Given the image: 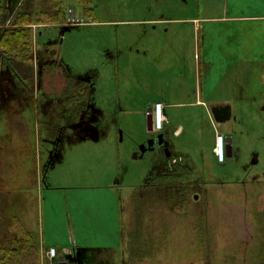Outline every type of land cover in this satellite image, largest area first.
Here are the masks:
<instances>
[{"label": "rangeland", "instance_id": "obj_1", "mask_svg": "<svg viewBox=\"0 0 264 264\" xmlns=\"http://www.w3.org/2000/svg\"><path fill=\"white\" fill-rule=\"evenodd\" d=\"M200 1L204 16L223 15L209 8H223L225 0ZM248 1L247 13L264 14V0ZM95 2L91 20L74 7V24L40 30L34 83L0 67V187L24 183L30 192L62 195V201H7L9 192H1L0 243L12 240L7 225L16 216L46 245L66 244L69 264H111L119 257L108 252L118 229L128 264L262 263L264 102L235 103L225 124L203 107L171 110L172 123L149 132L146 106L173 96L194 100L198 34L192 24L160 20L195 15L198 3ZM68 79L71 101L63 99ZM221 80L206 74L203 84L221 95L227 86ZM245 84L248 98L263 88ZM10 88L21 109L9 110ZM9 114L28 130L21 133ZM179 124L184 133L175 137ZM216 129L226 157V138L233 139V158L225 163L214 156ZM161 135V145L142 153ZM173 157L180 161L170 167ZM167 172L177 179L162 180ZM183 193L187 207L179 204Z\"/></svg>", "mask_w": 264, "mask_h": 264}, {"label": "crops", "instance_id": "obj_2", "mask_svg": "<svg viewBox=\"0 0 264 264\" xmlns=\"http://www.w3.org/2000/svg\"><path fill=\"white\" fill-rule=\"evenodd\" d=\"M24 0H0V7L3 8L7 14L11 17L16 13L18 8L21 6ZM197 4V12L187 17H179V18H168L164 20H160V22L166 23H187L192 24L195 33L198 34L199 38V46L198 44L195 47V64H196V83L198 81V86H195L192 94L194 96V100H183L181 98L173 96L169 99H164V101H158L157 103H164V113L166 118V123L170 125L172 123L171 120V110H177L182 108H190V107H203L205 110L211 114V107L214 105H230L233 117V107L235 103H240V106L247 104H258L257 101H250L251 98L261 100L264 102V14H256V13H247L246 8L251 4L248 0H225V5L223 8H209L211 13H223L222 16H204L207 14V9L202 10L199 7L200 0H196ZM264 2V1H263ZM96 6V2H95ZM83 10L85 14L84 8L79 7ZM73 10V18L75 16L74 7L71 8ZM216 9V10H215ZM181 11H184L185 8L181 7ZM215 10V11H214ZM1 13V11H0ZM86 17V16H85ZM87 20L88 19L86 17ZM156 20H151V24H153ZM95 23L94 21H92ZM159 22V21H158ZM70 24H59V25H32V39H33V65L31 64H20L14 65L13 58H16L14 54L11 55V58L8 57V54L1 47L0 43V67H9V69L14 72L16 75L17 81L31 82L35 81V43L38 39L37 36L41 35V29L49 28V27H66ZM9 25L1 26L0 25V40L3 34V30L8 28ZM249 38V39H248ZM198 48V49H197ZM205 48V50H203ZM4 57V58H3ZM9 58L11 60H9ZM26 58L23 56V59ZM159 58V57H158ZM180 57L177 56L176 59ZM16 62V61H15ZM205 73V75H204ZM210 76L220 77L224 82L227 80V86H224L223 93L221 95L212 92H209L206 89V85L203 84V78ZM73 79H68L69 81ZM53 83V81H51ZM252 82L260 87V91H256V96H252L250 98L245 97L248 93V86L245 83ZM226 84V83H225ZM50 86V85H48ZM51 87L53 85L51 84ZM26 89H29L26 86ZM68 89V85L64 89L65 93ZM63 91V92H64ZM30 90L23 91L25 98L28 97ZM55 92V90H54ZM8 99L11 101L10 111L16 109H21L20 104H24L20 102L19 99L14 95L12 89H8ZM64 93V94H65ZM69 97L66 96L63 99L67 101L75 100L76 97H71L72 91L68 92ZM70 98V99H69ZM191 99V98H190ZM252 100V99H251ZM257 100V99H256ZM77 101V100H76ZM146 115L148 121L149 116L148 112L151 111L154 107H149ZM11 120L15 123L11 114H9ZM237 120V119H236ZM229 122V121H228ZM165 123V124H166ZM227 123V122H226ZM16 124V125H15ZM13 124L14 127H17L21 133H25L28 130V127L24 121H19V124ZM225 124V123H224ZM165 129V128H164ZM164 131V130H163ZM171 132V131H170ZM184 133V126L179 124L175 130H173V135L175 137H179ZM220 133L216 129L213 135V143L216 146V137L217 134ZM227 157L229 159L233 158V139L228 136L227 138ZM215 147L213 148L214 152ZM171 156V154H169ZM214 156L218 160L215 152ZM226 157V159H227ZM174 159V157H173ZM226 161V160H225ZM220 162L218 163H225ZM24 184V183H23ZM23 184L15 185L14 183L5 185V187H0V195H3L1 192H9L7 196V201H29L31 200L37 201H62V195L58 192H54L49 190L46 194L43 192H30L27 189H24ZM29 191V192H28ZM43 193V194H42ZM37 194V195H36ZM46 196V197H45ZM67 197V195H65ZM31 230V229H30ZM40 234V233H39ZM125 235H120V231L118 229L117 240L114 242V247H108V252L112 255H119V257L114 256V261H111V264H128V259L126 254H128V250L124 245V237ZM42 243L45 248L56 247L60 249V255L68 253L70 250L68 246L64 244V248H60L54 244H45L44 238H42ZM72 253V252H71ZM99 253V252H98ZM113 259V258H112ZM110 263V262H105Z\"/></svg>", "mask_w": 264, "mask_h": 264}, {"label": "trees", "instance_id": "obj_3", "mask_svg": "<svg viewBox=\"0 0 264 264\" xmlns=\"http://www.w3.org/2000/svg\"><path fill=\"white\" fill-rule=\"evenodd\" d=\"M95 0H24L16 13L11 17L0 7V25H9L3 30L1 36V47L11 58L14 65H33V39L31 26L36 25H59L68 24V11L72 7H82L88 19H92ZM23 56L26 58L23 59ZM16 61V62H15ZM74 81L70 80L67 93L71 91L70 86ZM179 169H177L178 172ZM166 174V173H164ZM165 175L162 180H175L177 174ZM150 186V185H149ZM184 188V187H183ZM138 190V189H137ZM182 195L183 204L187 207L186 195ZM141 215H139L140 221ZM7 228L12 236L10 242L0 243V264H41V249L44 250L41 235L30 230L18 217H12ZM124 245H125V239ZM60 252V249H58ZM44 252V251H43ZM264 257V256H263ZM264 264V260L262 263Z\"/></svg>", "mask_w": 264, "mask_h": 264}, {"label": "built area", "instance_id": "obj_4", "mask_svg": "<svg viewBox=\"0 0 264 264\" xmlns=\"http://www.w3.org/2000/svg\"><path fill=\"white\" fill-rule=\"evenodd\" d=\"M70 14H72V11H70ZM151 114L153 119V130H162L165 124L164 104L157 103ZM215 153L220 161L225 160V138L223 135L217 136ZM174 162H176V160H174ZM45 257L47 260V264H63V259L59 257V253L56 247L48 248L45 252Z\"/></svg>", "mask_w": 264, "mask_h": 264}, {"label": "water", "instance_id": "obj_5", "mask_svg": "<svg viewBox=\"0 0 264 264\" xmlns=\"http://www.w3.org/2000/svg\"><path fill=\"white\" fill-rule=\"evenodd\" d=\"M211 113L215 119V121L219 124H224L228 121L231 120L232 118V111H231V106L226 104V105H214L211 107ZM153 122L152 119H149L148 121V131L153 130ZM162 138L163 136L158 137L159 145L162 143ZM156 139H151L147 144L143 145L141 150L142 153H145L146 151L149 150H154L156 148L155 146Z\"/></svg>", "mask_w": 264, "mask_h": 264}, {"label": "flooded vegetation", "instance_id": "obj_6", "mask_svg": "<svg viewBox=\"0 0 264 264\" xmlns=\"http://www.w3.org/2000/svg\"><path fill=\"white\" fill-rule=\"evenodd\" d=\"M156 139V138H155ZM159 143L158 139H156L155 146L157 147V144Z\"/></svg>", "mask_w": 264, "mask_h": 264}]
</instances>
